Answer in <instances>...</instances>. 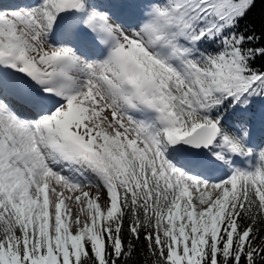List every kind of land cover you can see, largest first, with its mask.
Listing matches in <instances>:
<instances>
[{"label": "snow or ice", "instance_id": "snow-or-ice-1", "mask_svg": "<svg viewBox=\"0 0 264 264\" xmlns=\"http://www.w3.org/2000/svg\"><path fill=\"white\" fill-rule=\"evenodd\" d=\"M264 0H0V264H264Z\"/></svg>", "mask_w": 264, "mask_h": 264}, {"label": "trees", "instance_id": "trees-1", "mask_svg": "<svg viewBox=\"0 0 264 264\" xmlns=\"http://www.w3.org/2000/svg\"><path fill=\"white\" fill-rule=\"evenodd\" d=\"M262 11H264V4L258 2L256 6L252 9V11L249 13L247 19L241 22V26L243 27L244 24L255 25L257 30H259L262 18Z\"/></svg>", "mask_w": 264, "mask_h": 264}]
</instances>
